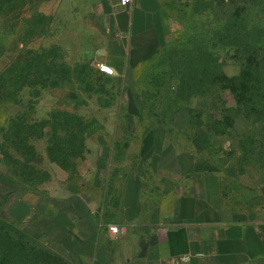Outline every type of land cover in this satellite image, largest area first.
I'll return each mask as SVG.
<instances>
[{"label":"rangeland","instance_id":"1","mask_svg":"<svg viewBox=\"0 0 264 264\" xmlns=\"http://www.w3.org/2000/svg\"><path fill=\"white\" fill-rule=\"evenodd\" d=\"M79 1L0 0V253L13 264H74L57 229L70 202L91 195L109 218L117 176L158 131L264 183V0H160L164 46L111 75L79 61ZM237 27L254 32L234 46Z\"/></svg>","mask_w":264,"mask_h":264},{"label":"crops","instance_id":"2","mask_svg":"<svg viewBox=\"0 0 264 264\" xmlns=\"http://www.w3.org/2000/svg\"><path fill=\"white\" fill-rule=\"evenodd\" d=\"M83 1L73 11L85 24L79 61L100 57L120 74L164 46L160 0ZM241 175L160 131L143 137L137 167L117 176L109 218L99 209L110 205L86 191L77 192L90 196L84 209L70 202L73 214L57 225L72 241L65 256L74 264H264V183L244 185Z\"/></svg>","mask_w":264,"mask_h":264},{"label":"trees","instance_id":"3","mask_svg":"<svg viewBox=\"0 0 264 264\" xmlns=\"http://www.w3.org/2000/svg\"><path fill=\"white\" fill-rule=\"evenodd\" d=\"M244 28V29H243ZM238 30H241L243 32V34H239L240 32L238 31L236 34H234V38L232 39V43L234 46H237V39L240 38L241 40H245V39H248L247 37H250V35L252 34V32H254V30H249V28L247 27H242V28H238ZM229 38V36H228ZM75 118V117H74ZM76 121H79V118H76L75 119ZM81 123H78V126H80ZM73 138H76V139H80L81 141V137L73 134L72 135ZM83 142V141H82ZM53 160H56L57 162H60V159H53ZM1 251H5V252H2L0 253V264H13L11 263L10 261L14 258V256L16 255V251L13 249V248H9V249H2ZM17 254H20V251L18 250V253ZM43 258H39V257H36L34 258L33 260H31L30 263L32 264H50L48 258L46 256H42ZM20 258V256L18 257Z\"/></svg>","mask_w":264,"mask_h":264},{"label":"built area","instance_id":"4","mask_svg":"<svg viewBox=\"0 0 264 264\" xmlns=\"http://www.w3.org/2000/svg\"><path fill=\"white\" fill-rule=\"evenodd\" d=\"M130 3H131V0H119V4L122 6H126ZM96 68L101 73L108 74V75L113 74V69L105 63H96ZM109 230L112 233H118L119 232V228L116 225H109Z\"/></svg>","mask_w":264,"mask_h":264}]
</instances>
